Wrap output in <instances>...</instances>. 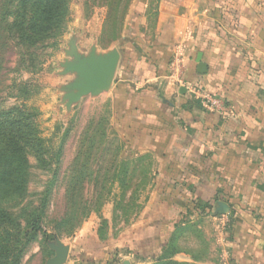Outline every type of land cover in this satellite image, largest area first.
I'll list each match as a JSON object with an SVG mask.
<instances>
[{
	"label": "rangeland",
	"instance_id": "obj_1",
	"mask_svg": "<svg viewBox=\"0 0 264 264\" xmlns=\"http://www.w3.org/2000/svg\"><path fill=\"white\" fill-rule=\"evenodd\" d=\"M159 1L69 0L65 21L47 48L26 52L38 58L18 64L14 49L8 64L2 65L3 99L12 92L20 97L6 100L1 108L35 110L46 148L47 165L29 159L33 170L28 197L19 207L6 205L23 220V208L48 202L42 215L46 234L32 238L21 264H47L56 256L52 247L58 243L70 249L64 264H195L176 261L180 252L194 262L215 257L216 229L223 226L224 217L215 219L206 211L195 217L184 210L178 219L166 220L168 226L178 220L184 227L168 236L156 231L165 220L150 209L153 155L123 151L125 143L112 135L113 85L80 96L79 86L85 80L73 69L82 60L103 61L110 56L118 57V67L131 55L148 59L152 49L144 51L142 45L157 41ZM168 56L162 48L159 70L173 67L176 56L173 61ZM119 79L117 75L114 81ZM189 202L191 210L199 207L197 201Z\"/></svg>",
	"mask_w": 264,
	"mask_h": 264
},
{
	"label": "crops",
	"instance_id": "obj_2",
	"mask_svg": "<svg viewBox=\"0 0 264 264\" xmlns=\"http://www.w3.org/2000/svg\"><path fill=\"white\" fill-rule=\"evenodd\" d=\"M158 11L157 41L142 45L148 59L131 55L118 67L112 135L124 152L155 159L150 209L165 220L157 232L184 227L166 221L184 210L228 223L216 229L211 260L180 252L176 261L264 264V0H160ZM162 48L176 62L161 71ZM207 95L224 111L208 107Z\"/></svg>",
	"mask_w": 264,
	"mask_h": 264
},
{
	"label": "trees",
	"instance_id": "obj_3",
	"mask_svg": "<svg viewBox=\"0 0 264 264\" xmlns=\"http://www.w3.org/2000/svg\"><path fill=\"white\" fill-rule=\"evenodd\" d=\"M68 2L0 0V72L14 49L18 64L27 65V58H38L37 54L26 52L47 48V42L65 21ZM21 86L13 84L19 89ZM15 93L6 94L3 99L5 92H0V264H21L23 251L32 238L46 234L42 215L48 206L47 199L36 208H23V220L6 206L13 203L12 208L19 207L29 195L33 170L30 157L47 165L43 156L45 140L36 124L37 112L27 107L1 108L6 100L20 97Z\"/></svg>",
	"mask_w": 264,
	"mask_h": 264
},
{
	"label": "water",
	"instance_id": "obj_4",
	"mask_svg": "<svg viewBox=\"0 0 264 264\" xmlns=\"http://www.w3.org/2000/svg\"><path fill=\"white\" fill-rule=\"evenodd\" d=\"M202 55L200 54L197 59L199 74L207 72V66L201 61ZM119 59L117 56H110L108 60L95 61V60H82L78 66L73 69L80 73L85 82L79 86L80 96L89 95L93 93H101L109 90L115 80L116 72L118 69ZM184 89L182 90V92ZM218 212L221 215H226L229 212L227 205L220 203ZM56 256L49 260L47 264H64L69 256L70 249L63 244L58 243L53 246Z\"/></svg>",
	"mask_w": 264,
	"mask_h": 264
},
{
	"label": "built area",
	"instance_id": "obj_5",
	"mask_svg": "<svg viewBox=\"0 0 264 264\" xmlns=\"http://www.w3.org/2000/svg\"><path fill=\"white\" fill-rule=\"evenodd\" d=\"M206 100V104L208 107L216 108L219 111H224V104L220 100H216L215 98H212L210 96H205L204 98ZM228 223L224 222L223 228L227 227Z\"/></svg>",
	"mask_w": 264,
	"mask_h": 264
}]
</instances>
